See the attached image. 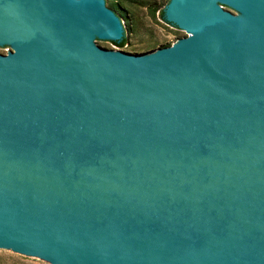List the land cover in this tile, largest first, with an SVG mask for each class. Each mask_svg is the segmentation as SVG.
Listing matches in <instances>:
<instances>
[{
    "label": "water",
    "instance_id": "water-1",
    "mask_svg": "<svg viewBox=\"0 0 264 264\" xmlns=\"http://www.w3.org/2000/svg\"><path fill=\"white\" fill-rule=\"evenodd\" d=\"M164 17L135 56L108 0H0V252L264 264V0Z\"/></svg>",
    "mask_w": 264,
    "mask_h": 264
},
{
    "label": "rangeland",
    "instance_id": "rangeland-1",
    "mask_svg": "<svg viewBox=\"0 0 264 264\" xmlns=\"http://www.w3.org/2000/svg\"><path fill=\"white\" fill-rule=\"evenodd\" d=\"M108 1L110 10L115 8L119 17L126 24V45L117 47L113 42L102 40L108 51L143 56L171 47L179 40L189 36L165 19L164 10L171 0ZM0 264L50 263L40 259L0 252Z\"/></svg>",
    "mask_w": 264,
    "mask_h": 264
},
{
    "label": "trees",
    "instance_id": "trees-1",
    "mask_svg": "<svg viewBox=\"0 0 264 264\" xmlns=\"http://www.w3.org/2000/svg\"><path fill=\"white\" fill-rule=\"evenodd\" d=\"M112 11H116L117 13V10L115 8L111 9ZM162 18H163V15H162ZM114 45H116L117 47H123L124 45H121V44H117V43H114Z\"/></svg>",
    "mask_w": 264,
    "mask_h": 264
},
{
    "label": "bare ground",
    "instance_id": "bare-ground-1",
    "mask_svg": "<svg viewBox=\"0 0 264 264\" xmlns=\"http://www.w3.org/2000/svg\"><path fill=\"white\" fill-rule=\"evenodd\" d=\"M172 12L174 11V7L172 8V10H171Z\"/></svg>",
    "mask_w": 264,
    "mask_h": 264
}]
</instances>
